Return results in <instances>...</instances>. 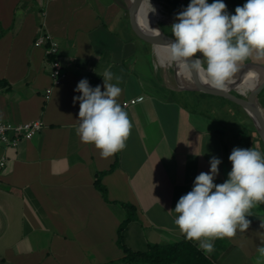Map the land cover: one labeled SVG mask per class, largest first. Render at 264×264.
I'll return each mask as SVG.
<instances>
[{"label": "crops", "instance_id": "1", "mask_svg": "<svg viewBox=\"0 0 264 264\" xmlns=\"http://www.w3.org/2000/svg\"><path fill=\"white\" fill-rule=\"evenodd\" d=\"M151 1L174 15L168 22L153 17L173 36L171 25L190 0ZM224 2L235 14L246 0ZM44 8L42 16L37 0H0V120L44 123L16 148L0 143V159L7 157L0 169V264L119 259L124 252L118 228L127 216L122 243L132 250L180 240L185 235L174 223L175 206L192 190L195 177L210 171L211 157L222 161L214 180L222 184L232 168L233 148L252 147L264 154L263 147L255 146L253 135L251 146L250 135L244 134L246 143L229 130L231 124L236 131L241 113L234 114L223 97L165 83L161 73L168 75L156 63L150 41L132 26L125 0H51ZM137 25L148 33L139 17ZM40 27L59 43L67 76L57 84L43 48L33 45ZM241 64L264 66V55L253 52ZM106 70L113 73L109 83L122 89L120 104L143 98L123 107L132 125L126 147L102 158L77 134L80 106L73 97L81 95L74 89L84 78L104 91ZM249 74L256 83L258 74ZM260 93L264 107V87ZM217 112L228 115L227 121ZM99 174L105 194L95 183ZM249 214L248 229L213 241L214 251L206 255L215 264H264V203Z\"/></svg>", "mask_w": 264, "mask_h": 264}, {"label": "clouds", "instance_id": "2", "mask_svg": "<svg viewBox=\"0 0 264 264\" xmlns=\"http://www.w3.org/2000/svg\"><path fill=\"white\" fill-rule=\"evenodd\" d=\"M175 20L171 25L175 39L168 46L171 60L213 87L225 88L239 63L253 52L264 55V0H246L235 14L227 11L224 0H190ZM198 52L202 56H196ZM112 79L113 73L106 70L104 91L101 85L92 87L87 78L74 89L81 93L73 97L80 106L77 134L83 143L94 145L102 158L126 147L132 127L118 102L122 89L109 83ZM228 159L232 168L225 182L214 183L222 161L212 156L210 171L195 177L192 190L179 198L174 209V223L205 253L214 251L215 239L248 229L246 216L264 203V154L252 147H235Z\"/></svg>", "mask_w": 264, "mask_h": 264}, {"label": "water", "instance_id": "3", "mask_svg": "<svg viewBox=\"0 0 264 264\" xmlns=\"http://www.w3.org/2000/svg\"><path fill=\"white\" fill-rule=\"evenodd\" d=\"M125 2L129 13L130 22L132 26L135 27L138 35H141L143 39L150 41L153 47H168L169 44L173 42L175 37L165 34L161 26L158 24V21H156L154 24L159 33L155 35L148 34L138 27L137 19L143 9V0H125ZM194 58L195 57L190 59ZM252 71L261 73L264 71V66L253 65L238 68V71L233 74L232 78L227 82L225 88L213 87L195 73L190 72V80L188 81L189 83L183 86H178V88L193 90L206 95L220 96L239 104L247 111L254 129L264 143V120L260 113V107L262 106L258 97L261 89L264 87V75L262 77H258V83L249 90L247 95H243L244 93L238 91L232 85L234 82H239L243 77V74L246 75L247 72Z\"/></svg>", "mask_w": 264, "mask_h": 264}, {"label": "trees", "instance_id": "4", "mask_svg": "<svg viewBox=\"0 0 264 264\" xmlns=\"http://www.w3.org/2000/svg\"><path fill=\"white\" fill-rule=\"evenodd\" d=\"M3 82V80H0V83ZM221 99L222 103H229L234 107H239L236 103L228 99ZM252 130H254V132L256 131L253 125ZM262 147L264 150V146ZM113 166L114 165H112L109 170H111ZM100 176L101 174H99L95 183L100 191L105 194L106 189L100 182ZM122 205L134 211L132 205L124 203H122ZM130 219L131 216H127L118 228L117 242L122 248L124 256L116 260H110L99 264H215L204 251L198 249V242L187 240L185 236L173 243L151 244L145 251H135L128 248L122 243V232Z\"/></svg>", "mask_w": 264, "mask_h": 264}, {"label": "built area", "instance_id": "5", "mask_svg": "<svg viewBox=\"0 0 264 264\" xmlns=\"http://www.w3.org/2000/svg\"><path fill=\"white\" fill-rule=\"evenodd\" d=\"M40 6L42 16H45L44 5L51 0H37ZM35 47L43 48L45 55L49 58V76L54 84L60 83L67 76L65 67L60 62L58 57L59 43L48 32L44 31L43 27L39 28L38 35L33 41ZM143 96L130 98L122 102V107H128L140 101ZM44 127L43 121L39 119L22 121L18 123L0 120V143L6 149L16 148L22 140H28L38 134ZM7 162V157L2 156L0 159V169Z\"/></svg>", "mask_w": 264, "mask_h": 264}, {"label": "bare ground", "instance_id": "6", "mask_svg": "<svg viewBox=\"0 0 264 264\" xmlns=\"http://www.w3.org/2000/svg\"><path fill=\"white\" fill-rule=\"evenodd\" d=\"M152 7L155 8L154 13L152 12ZM153 17L156 18L157 20L167 21V22L174 19V15L168 13L167 11H164L160 3H157L156 1H151V0H143V9L139 15V18L142 20L148 33L151 35H155L159 33L155 27L154 23L156 21L154 20ZM154 51H155L156 63L161 68L164 69L162 72L168 75V76L166 75L168 79H163L165 83L174 85V86L176 85L183 86L189 83L188 81L190 80V74H189L190 71L171 60L169 47L155 46ZM170 66L174 68V73L171 71H168V67ZM160 71L161 70H159V72ZM247 73H248V76L243 74V77L241 78L239 82H234L232 84L235 89H237L238 91L242 93H245L246 91L250 90L258 83V79L256 80V83H254L251 75L249 74V73H257V72L252 71V72H247ZM257 74H258V77H262L264 75V71H262L261 73H257ZM260 113L264 120V109L261 107H260Z\"/></svg>", "mask_w": 264, "mask_h": 264}, {"label": "rangeland", "instance_id": "7", "mask_svg": "<svg viewBox=\"0 0 264 264\" xmlns=\"http://www.w3.org/2000/svg\"><path fill=\"white\" fill-rule=\"evenodd\" d=\"M197 54V53H196ZM243 61L240 62V64L242 63ZM239 64V65H240ZM244 64V63H243ZM243 64H241L240 66H242ZM168 71H171L174 73V68L172 66L168 67ZM161 73V72H160ZM161 75L164 77V75L161 73ZM245 75V74H244ZM248 76V73L246 74ZM165 79H168L166 77H164ZM178 86V85H176ZM249 92L246 91L243 95H247ZM233 102V101H232ZM235 103V102H234ZM237 104V103H236ZM239 107L237 108L236 106L234 107L233 105L230 104V106L235 109L234 111H232L234 114L236 113H241L240 116L241 117H238V120H239V123L238 125H236L235 127V130L234 131V126L229 124L228 127H229V130H231V128H233V134L235 135V137L237 138V140L240 138V139H243V140H247L244 136V134H247V135H250V138L248 139V143L251 144L252 141H253V138L251 135H253L254 137V144L256 147H258V149H260V147L264 146V143L263 141L261 140L260 136L256 133V131L254 132V130H252V122H251V119L250 117L248 116L247 114V111L242 107L240 106L239 104H237ZM263 107V105H261ZM261 107V108H262ZM264 108V107H263ZM219 118H221L223 121H227V118H228V115L224 114V113H221V112H217L216 114ZM244 120L247 121V124L248 126L245 127V124H244ZM249 132H248V131ZM247 143V141H246ZM247 145V144H246ZM252 146V144H251Z\"/></svg>", "mask_w": 264, "mask_h": 264}]
</instances>
